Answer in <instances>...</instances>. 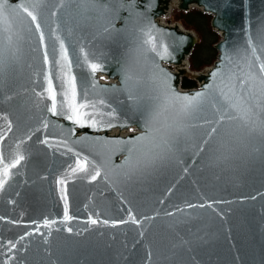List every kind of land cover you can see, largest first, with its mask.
<instances>
[{"label": "water", "instance_id": "obj_1", "mask_svg": "<svg viewBox=\"0 0 264 264\" xmlns=\"http://www.w3.org/2000/svg\"><path fill=\"white\" fill-rule=\"evenodd\" d=\"M162 3L0 0V264H264V0H180L187 91Z\"/></svg>", "mask_w": 264, "mask_h": 264}, {"label": "trees", "instance_id": "obj_2", "mask_svg": "<svg viewBox=\"0 0 264 264\" xmlns=\"http://www.w3.org/2000/svg\"><path fill=\"white\" fill-rule=\"evenodd\" d=\"M177 17L183 21L184 25H186L187 27H193L199 32H203V31H200V29L197 26V24L199 23L198 19L205 18L206 19L205 27L207 26V28H208L207 34L212 39V42L210 44V48H212V47L214 48V44H216L220 40V35L217 32H215L212 29L211 25H210V22H211V19H212V15L211 14H206V13L202 12L201 10H199L197 8H193L189 12L179 11L177 13ZM201 34H202V36H204L203 33H201ZM212 36H213V38H212ZM202 47H203V45L198 43L197 46L195 47L192 55L190 56V63H191V66L193 67L192 69L196 70V71L201 70L205 66L212 65L215 62V60H216V57L214 55L210 59V62H206V61H204V62L203 61H199L198 62L199 59H198L197 55L200 54V52L202 50ZM195 85H196V82H195V80L193 78L185 77L183 82H182L183 88H186V89L193 88Z\"/></svg>", "mask_w": 264, "mask_h": 264}, {"label": "rangeland", "instance_id": "obj_3", "mask_svg": "<svg viewBox=\"0 0 264 264\" xmlns=\"http://www.w3.org/2000/svg\"><path fill=\"white\" fill-rule=\"evenodd\" d=\"M179 12V11H178ZM183 12V11H182ZM176 21H181L182 23H183V21L181 20V19H179L178 17H177V14H176ZM198 22L200 23H198L197 24V26H198V28L200 29V31H203V32H199V31H197L195 28H193V27H187L186 25H184V23H183V25L187 28V29H189L190 31H193V32H195L197 35H198V43H200V44H202L203 45V47H202V50H201V52H200V54L199 55H197L198 56V62L199 61H206V62H210V59L215 55V57H216V59H217V57H218V50L216 49V47H215V44H214V48L212 49V48H210V44H211V42H212V39L209 37V35L207 34V32H208V28H207V26L205 27V22H206V19L205 18H200V19H198ZM210 25H211V22H210ZM212 27V26H211ZM201 33H203L204 34V36H202V34ZM212 38H213V36H212ZM220 38H221V35H220ZM197 43V44H198ZM215 53V54H214ZM211 66V65H210ZM210 66H205V67H203L201 70H199L200 72H202L203 70H205L206 68H209ZM191 68H193L192 66H190V72L188 73V74H186L187 76L186 77H188V78H194V74H193V69H191ZM206 71V70H205ZM198 85V84H197ZM128 129H125V131H127Z\"/></svg>", "mask_w": 264, "mask_h": 264}, {"label": "bare ground", "instance_id": "obj_4", "mask_svg": "<svg viewBox=\"0 0 264 264\" xmlns=\"http://www.w3.org/2000/svg\"><path fill=\"white\" fill-rule=\"evenodd\" d=\"M162 5H167L166 9H165V14L163 16H160L159 18H157V22L158 24L162 25V26H168V27H178L180 30L186 31L187 30L183 27L181 22H177L174 23L173 25H167L166 24V18L169 14L176 11L174 10V5L178 4L180 2V0H162ZM194 8V7H192ZM172 19H174V17L172 16ZM193 33L195 36H197V34L195 32H191ZM190 66V56H187L186 59L183 61V63L181 65L178 66H174V72L175 73H179V69H185L187 71V69H189ZM210 69H207L205 72H203L204 75H207Z\"/></svg>", "mask_w": 264, "mask_h": 264}, {"label": "snow or ice", "instance_id": "obj_5", "mask_svg": "<svg viewBox=\"0 0 264 264\" xmlns=\"http://www.w3.org/2000/svg\"><path fill=\"white\" fill-rule=\"evenodd\" d=\"M28 15L32 16V13L29 12ZM32 19L35 20L36 17L32 16ZM253 53H255V48L254 47H253ZM66 58L67 57L65 55V59ZM258 67H259V72H260L261 76L264 77V63H260L258 65ZM92 68H93V71H95L96 70V65H93ZM213 75L215 76L216 73H214ZM242 83H247V81H243ZM72 87H73V91H74V89H75L74 83H73ZM200 95L201 94L198 93L195 97H181L180 99L185 101V105H184L185 110L192 108L193 105H195L199 101ZM0 183H2V182H0ZM93 223H95V221H93Z\"/></svg>", "mask_w": 264, "mask_h": 264}]
</instances>
